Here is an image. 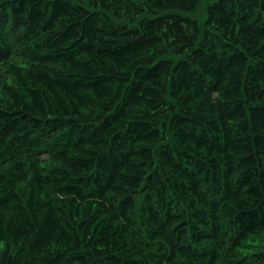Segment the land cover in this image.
I'll return each instance as SVG.
<instances>
[{
  "label": "trees",
  "instance_id": "16d2710c",
  "mask_svg": "<svg viewBox=\"0 0 264 264\" xmlns=\"http://www.w3.org/2000/svg\"><path fill=\"white\" fill-rule=\"evenodd\" d=\"M0 0V264H264V0Z\"/></svg>",
  "mask_w": 264,
  "mask_h": 264
},
{
  "label": "rangeland",
  "instance_id": "374dc122",
  "mask_svg": "<svg viewBox=\"0 0 264 264\" xmlns=\"http://www.w3.org/2000/svg\"><path fill=\"white\" fill-rule=\"evenodd\" d=\"M207 3V0H203L201 5L198 7L196 14L194 15L197 18L203 19L205 18V13H204V7ZM249 247L250 249H260L264 250V234L259 236V237H254L249 241ZM3 246L0 244V252L2 251Z\"/></svg>",
  "mask_w": 264,
  "mask_h": 264
}]
</instances>
